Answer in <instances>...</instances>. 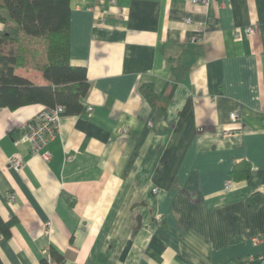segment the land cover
<instances>
[{
    "label": "crops",
    "instance_id": "crops-1",
    "mask_svg": "<svg viewBox=\"0 0 264 264\" xmlns=\"http://www.w3.org/2000/svg\"><path fill=\"white\" fill-rule=\"evenodd\" d=\"M110 1L71 0V63L91 88L50 162L15 145L45 106L0 107V216L15 220L2 264H42L50 248L63 264H264V201L248 204L264 197V0Z\"/></svg>",
    "mask_w": 264,
    "mask_h": 264
},
{
    "label": "trees",
    "instance_id": "trees-1",
    "mask_svg": "<svg viewBox=\"0 0 264 264\" xmlns=\"http://www.w3.org/2000/svg\"><path fill=\"white\" fill-rule=\"evenodd\" d=\"M70 19L71 0H0L1 108L62 105L67 115L84 112L91 85L87 69L71 63ZM19 69L41 73L46 83L31 81L19 74ZM140 92L152 105L161 104L164 109L165 100L152 84L142 85ZM234 172L249 179V163L236 165ZM263 201L264 197L256 193L248 204L257 207ZM14 223V219L5 221L0 216V241L11 237ZM51 253L59 264L64 263V257L54 248ZM42 264L48 263L43 259Z\"/></svg>",
    "mask_w": 264,
    "mask_h": 264
},
{
    "label": "built area",
    "instance_id": "built-area-1",
    "mask_svg": "<svg viewBox=\"0 0 264 264\" xmlns=\"http://www.w3.org/2000/svg\"><path fill=\"white\" fill-rule=\"evenodd\" d=\"M103 3L104 0H100ZM218 0H192L193 4L208 6L211 2ZM112 5H116V0L110 1ZM93 8H89L92 10ZM191 22V19L188 20ZM247 35L253 36L256 32L254 26H249L246 30ZM87 110L90 112L93 107L88 106ZM65 114V107L58 105L55 107H45L40 111L33 119L28 122L23 123L19 131L21 133L20 137L15 140V145L27 144L30 148L32 154L40 156L44 162L48 163L52 160V154L49 151V144L54 141L61 132V120ZM233 123L238 122L241 119L240 110L235 111L230 116ZM126 132V130H124ZM232 130H226L224 135L230 136ZM72 156L67 157V160H71ZM11 166L17 171H20L23 166V160L20 154H16L11 159ZM153 192L158 193V188H154ZM10 202H14L17 198L15 193L8 194ZM159 222H162L161 218H158ZM48 264H59L53 257L51 253V248L44 252V257Z\"/></svg>",
    "mask_w": 264,
    "mask_h": 264
}]
</instances>
